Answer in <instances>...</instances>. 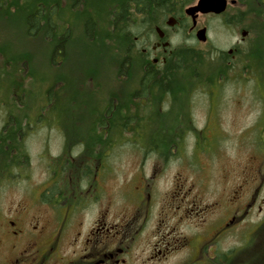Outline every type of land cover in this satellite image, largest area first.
<instances>
[{
  "label": "rangeland",
  "instance_id": "rangeland-1",
  "mask_svg": "<svg viewBox=\"0 0 264 264\" xmlns=\"http://www.w3.org/2000/svg\"><path fill=\"white\" fill-rule=\"evenodd\" d=\"M198 1L192 0L184 9L197 5ZM247 1L229 6L221 15L200 14L193 32L189 31L192 25L189 19L186 27L176 24L171 29L160 24L161 13L148 24L137 15V24L130 28L134 49L151 51L158 25L168 33L170 50L189 49L200 59L199 64L208 68L205 75L195 80L198 86L208 85L190 93V118L195 130L185 135L181 149L167 160L155 152L146 153L143 146L135 143L133 135L127 133L100 163L98 160L92 163L90 175L84 176V180L71 178L76 168L83 167L86 158L81 148L73 147L72 143L66 145L64 129L59 125L74 129L79 122H86L87 109L101 108L110 92L114 94L120 89L119 53L114 51L105 56L106 68H100L98 76H92L91 72L89 75L86 68L77 69L95 53L81 51L85 27L77 13L83 5L71 9L70 0L61 1L72 40L66 51L70 59L63 68L61 63L51 66L50 46L45 39L28 37L22 14L0 18V64L14 56L16 69L7 64V71L12 73L13 85L28 91L27 101L34 105L30 118L51 84H56L54 91L61 98L59 112L41 111L46 123L31 129L26 138L30 155L27 171L0 184V218H3L0 223L5 226L6 220L17 221L14 229L28 233L30 261L36 264V255H41L46 246L48 257L43 264H66L78 250L76 237L82 242L102 213H106L110 225L118 223L121 211V224L131 222L126 229L136 226L137 219L148 212L140 235L135 239L126 235L124 247L127 246L130 264H201V261L217 264L216 258L221 260L219 264H264V54L258 52L264 51V12L260 14V7ZM96 2L89 0L88 8L95 7ZM101 26H94V30L104 28ZM202 28H207L206 42L196 38L197 30ZM106 29L110 27L107 25L102 31ZM244 31L248 32L245 37ZM25 57L29 65L23 66ZM211 68L227 69L216 86L210 85ZM138 74L139 69L134 71L135 77ZM158 104L161 109L163 102ZM3 117L1 114L0 128ZM70 164L75 169L63 173V166ZM86 183L95 186L104 183V195L92 202L94 205L88 203L95 194H91ZM141 183L151 184L149 211L142 210V216L137 193ZM175 185H184V190L190 191V201H196L200 207L198 210L184 205L180 212L185 220L179 226L174 225L173 210L180 197L177 195L175 205L170 198ZM59 192L63 197L57 198ZM234 213H238L236 220L221 231ZM172 227L177 228L176 238L188 236L199 241L224 233L214 246L210 247L209 242L201 249L200 262L192 263L197 248L171 250L167 256L150 260L157 248L165 249L164 245L172 242ZM7 251L8 243L0 245V264Z\"/></svg>",
  "mask_w": 264,
  "mask_h": 264
},
{
  "label": "trees",
  "instance_id": "trees-1",
  "mask_svg": "<svg viewBox=\"0 0 264 264\" xmlns=\"http://www.w3.org/2000/svg\"><path fill=\"white\" fill-rule=\"evenodd\" d=\"M61 1L0 0V18L9 19L22 14L28 37L45 39L50 46L51 66L61 63L63 68L68 65L65 63L70 59L67 58L66 51L72 40L70 24L63 15L66 9L61 8ZM238 1L244 3L247 0ZM70 2L71 9L83 5L77 13L80 19L84 20L85 27L81 34L83 38L80 41L83 44L81 51L95 53L87 64H81L82 67L78 66L77 69L86 68L89 75L91 72L92 76H98L100 68H106L105 56L115 51L119 53L120 58L117 78L121 79L120 89L114 94L110 92L101 108L91 111L87 109L86 122H79L74 129H66L59 125L64 129L66 145L72 143L73 147L81 148L86 158L83 167L76 168L71 178L84 180V176L88 177L92 163H96L97 160L100 163L115 144L126 138L127 133L133 135L135 143L143 146L146 153L155 152L164 160L175 155L181 149L185 135L195 130L190 118V93L192 89L196 91L201 86L208 85L198 86L195 83L196 79L205 75L208 68L202 67L199 64L200 59L189 49L173 51L162 67L153 65L142 51L134 49L135 43L130 39L132 36L130 28L136 23L137 15H141L142 22L148 24L156 20L158 13L173 10L176 14L192 0H97L110 5L104 9L88 8L89 0ZM251 2L259 6L261 9L258 10L263 14L264 0ZM65 24L69 26L66 27ZM97 25L104 28L108 25L110 29L102 31L104 28H101L95 31L94 26ZM258 52L264 54L263 50ZM27 59L25 57L22 61L23 66L29 65L25 63ZM7 64L16 69L14 56L0 64V116L1 114L4 116L0 128V184L15 179L20 173L27 171L30 155L25 146L26 138L31 129L46 123L43 121L45 117H42L41 111L59 112L61 99L59 93L54 91L56 84H51L45 89L42 103L37 107L33 118H30L29 114L34 105L29 103L30 100L27 101L28 91L23 86L19 89L18 84L13 85L15 81L12 73L7 71ZM87 66H90V69ZM75 67L73 66L74 69ZM137 69L139 74L135 77L134 71ZM226 70L211 68L210 85L216 86V82L224 76ZM99 86L103 88L102 84ZM31 100L34 101L33 98ZM159 101L163 102L162 110L159 109ZM68 102L71 100L68 99ZM74 103L75 101H72V104ZM75 131L83 133L77 135ZM196 135L200 138L199 133ZM69 169H75L73 164L69 167L63 166L62 172L66 173ZM58 197H63V193L59 192ZM225 258L223 259L226 260Z\"/></svg>",
  "mask_w": 264,
  "mask_h": 264
},
{
  "label": "flooded vegetation",
  "instance_id": "flooded-vegetation-1",
  "mask_svg": "<svg viewBox=\"0 0 264 264\" xmlns=\"http://www.w3.org/2000/svg\"><path fill=\"white\" fill-rule=\"evenodd\" d=\"M231 1V0H229ZM240 3L238 0H236V3L234 5H237ZM110 6L109 4L105 2H96V8H102ZM195 6V5H193ZM229 6H233L231 4H228ZM191 7V6H190ZM227 7V9H228ZM186 9L178 10V13H174L173 10H165V13L162 12L163 17L160 20V24L169 26V28H174L176 24L183 25V27H186V22L188 23L189 20H191V27L189 29L190 32H193L196 27H193V21L190 16H188L185 12ZM209 15V14H206ZM216 15V14H212ZM200 16V15H199ZM199 18V17H198ZM189 19V20H188ZM198 21V20H197ZM160 29V32L157 30ZM207 30V28H206ZM198 31V30H197ZM155 40L152 44L151 51L149 49H143L142 53L152 62L153 65L162 67L164 64L167 63V59L172 55L173 51L171 49V43L169 42V36L166 32L164 27L156 26L155 27ZM161 51V53H160ZM87 186L91 189V194L93 197L91 198V201L88 203L93 204L94 202H97L103 195H104V183H86ZM96 187V188H95ZM149 188H151L150 183H141L140 187L138 188L137 193L140 197V204L138 206L139 209V215L142 216L143 212L142 210L149 211L150 202H151V193L149 191ZM179 188V190H176ZM103 193V194H102ZM147 196L148 204L144 202V195ZM179 199V205L174 207V213L176 214L173 218L175 220V226L182 225L184 223V216L181 214L180 211L184 210L185 206L188 207L193 206L194 208L200 210L199 205L196 201H190V191L184 190V185H175L173 186V194L171 195L172 199V205H175L178 196ZM60 198V197H57ZM146 201V202H147ZM93 202V203H92ZM87 203V204H88ZM94 205V204H93ZM187 207V208H188ZM246 207H248L246 205ZM186 208V209H187ZM188 213V211L186 210ZM103 215H99L98 218L95 220L94 226H92L87 235L86 238L83 239L81 242L78 237L75 238V242L77 244L78 250L75 251L74 259L68 261L66 264H130L129 260L127 259L128 256V249L127 246L124 247V243L128 241L126 238L127 234H131L132 238H137L141 233V225L142 222L145 220L147 213H144L142 218L137 219V224L134 227H128L126 229V226L130 223H123L121 224V211L119 212V221L118 223H115L114 225H110L106 220V213H102ZM146 214V215H145ZM2 215V214H1ZM238 213H234L232 217L225 222L220 230H224L229 225H231L237 218ZM0 220H3V218H0ZM8 224V226H6ZM17 225V221L14 220H6L5 226L0 223V245H3L5 243H8V251L6 254V257L4 260H2L1 264H35L34 262L29 260V248L31 245V242L29 241L27 235L24 230L14 229V227ZM173 232L170 234L171 238H173L171 243H168V245H164L165 249L157 248L155 252L150 256V260H154L155 258H158L159 256H167L170 251L174 250H184V249H193L197 248V256L196 258H193L192 263L200 262L198 258L200 257L201 249L206 246L207 243L211 242L209 244L210 247L214 246V244L217 242L218 238L221 234H217L213 236L210 240H204L202 239L199 241L197 238H191L188 236H179L176 238V227H172ZM219 232V230H218ZM79 236V233L77 234ZM178 236V235H177ZM215 237V238H214ZM56 243V242H55ZM33 244H37L34 242ZM45 250L42 252L41 255H36L37 262H40V264H43V260L48 257V249L46 246ZM50 246H48L49 248ZM53 249V248H52ZM16 252V254H14ZM41 252V251H40ZM39 252V253H40ZM164 253V254H163ZM16 256L14 258V256ZM36 262V264H37ZM217 264L221 263V260L216 258ZM201 264H208L205 261Z\"/></svg>",
  "mask_w": 264,
  "mask_h": 264
},
{
  "label": "water",
  "instance_id": "water-1",
  "mask_svg": "<svg viewBox=\"0 0 264 264\" xmlns=\"http://www.w3.org/2000/svg\"><path fill=\"white\" fill-rule=\"evenodd\" d=\"M236 0H199L197 5L188 7L185 12L188 16L192 18L193 27L197 25V19L199 15L206 14H216L221 15L227 10L228 4L234 5ZM160 32V29H157ZM248 32L244 31L242 33L243 37H245ZM196 38L200 42L207 41V30L206 28L199 29L196 32Z\"/></svg>",
  "mask_w": 264,
  "mask_h": 264
}]
</instances>
